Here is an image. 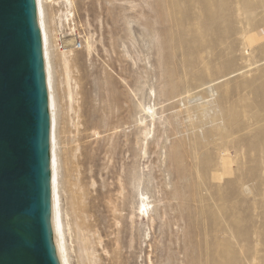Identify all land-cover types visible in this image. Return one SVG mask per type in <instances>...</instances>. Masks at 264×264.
Listing matches in <instances>:
<instances>
[{
	"label": "rangeland",
	"instance_id": "1",
	"mask_svg": "<svg viewBox=\"0 0 264 264\" xmlns=\"http://www.w3.org/2000/svg\"><path fill=\"white\" fill-rule=\"evenodd\" d=\"M73 12L71 104L54 67L77 264L83 192L99 203L90 220L112 224L118 264H264V0H74Z\"/></svg>",
	"mask_w": 264,
	"mask_h": 264
},
{
	"label": "water",
	"instance_id": "2",
	"mask_svg": "<svg viewBox=\"0 0 264 264\" xmlns=\"http://www.w3.org/2000/svg\"><path fill=\"white\" fill-rule=\"evenodd\" d=\"M0 264H77L35 0H0Z\"/></svg>",
	"mask_w": 264,
	"mask_h": 264
},
{
	"label": "bare ground",
	"instance_id": "3",
	"mask_svg": "<svg viewBox=\"0 0 264 264\" xmlns=\"http://www.w3.org/2000/svg\"><path fill=\"white\" fill-rule=\"evenodd\" d=\"M36 8H37V18H38V25L40 29L41 39H42V47H43V56H44V68H45V77H46V85L48 89V102H49V109H50V116H51V123H52V131H53V138H54V145H55V153H56V160H57V167H58V175H59V182H60V189H61V196L63 201V193H64V181L62 176V158L60 159V154H58V137L57 136V125H58V104L56 96V83H57V69L54 67V57H58V68L61 69V77L60 81L61 84L65 87L66 90V98L71 104L74 100L76 94L75 91L77 89L76 83L71 76V65L73 62V54L71 50L59 52L57 53V49L54 43V33L52 30V25L54 26L55 20V27L58 26V29L66 27L69 32L74 31L73 26V15H74V0H35ZM48 8H56L55 10V19L54 17L49 18L47 15ZM57 30V28H56ZM53 35V36H52ZM53 37V41H52ZM93 37L89 35L85 38V51L90 55L93 47L94 41ZM53 42V43H52ZM56 60V61H57ZM71 108V106H70ZM60 110V109H59ZM72 110V109H71ZM60 119V117H59ZM84 163V160L81 164ZM80 164V165H81ZM83 181V180H81ZM79 183V182H78ZM80 191V190H79ZM75 197L77 195L75 194ZM96 197H88V194L83 192L82 196H80L79 200H77V204L75 207V212L78 214L79 223L75 224L77 233L81 236V255L82 258L86 261L87 264H118V237L115 240H111L107 238V227L110 228L112 226L111 223H107L103 228L100 227V219L95 217L90 220V215L96 211L99 206V203L95 204L94 199ZM142 204L138 208V213L140 216L144 215V208H145V198L142 197ZM111 204V203H110ZM112 205V204H111ZM75 206V205H74ZM73 206V207H74ZM113 206V205H112ZM111 206V207H112ZM109 212V210H107ZM112 211L115 214L117 211L116 207H112ZM111 211V213H112ZM112 213V214H113ZM66 218L68 217L67 211L65 209ZM94 215V214H93ZM132 218V217H131ZM114 225L118 226L117 218L113 216L112 218ZM77 221V220H76ZM68 223V221H67ZM69 232L71 236V228L70 224L68 223ZM97 235V244L91 241V238ZM105 240H102L104 239ZM116 244V251L113 252L108 258L103 257H95L96 252H98L96 245H101L102 249H109L111 245Z\"/></svg>",
	"mask_w": 264,
	"mask_h": 264
},
{
	"label": "built area",
	"instance_id": "4",
	"mask_svg": "<svg viewBox=\"0 0 264 264\" xmlns=\"http://www.w3.org/2000/svg\"><path fill=\"white\" fill-rule=\"evenodd\" d=\"M82 40V37L75 28L71 33L64 29L56 30L54 33V43L58 52L67 50L78 52L82 49Z\"/></svg>",
	"mask_w": 264,
	"mask_h": 264
}]
</instances>
